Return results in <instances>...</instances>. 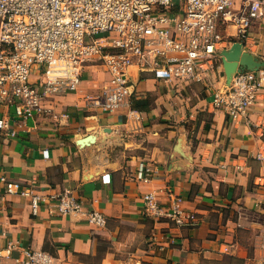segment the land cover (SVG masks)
Wrapping results in <instances>:
<instances>
[{
  "label": "crops",
  "instance_id": "0c3cea01",
  "mask_svg": "<svg viewBox=\"0 0 264 264\" xmlns=\"http://www.w3.org/2000/svg\"><path fill=\"white\" fill-rule=\"evenodd\" d=\"M261 13L242 51L264 62V6ZM235 32L226 27L219 52ZM256 72L259 94L234 119L212 104L227 82L221 64L180 91L150 73L134 76L151 101L134 127L126 105L108 111L88 100L107 78L89 66L76 91L54 97L50 113L24 120L14 136L0 131V175L44 196L70 190L82 202V212L50 214L45 202L32 214L27 196L5 195L0 247L15 248L3 264H19L28 247L49 253L51 264H264V64ZM166 188L196 213V225L143 214L142 194L168 203ZM91 209L104 213V225L88 223Z\"/></svg>",
  "mask_w": 264,
  "mask_h": 264
},
{
  "label": "built area",
  "instance_id": "2783aa9c",
  "mask_svg": "<svg viewBox=\"0 0 264 264\" xmlns=\"http://www.w3.org/2000/svg\"><path fill=\"white\" fill-rule=\"evenodd\" d=\"M264 0H0V131L14 136L28 118L48 114L54 97L76 91L89 66L101 67L107 78L88 100L104 110L127 106V121L142 126L145 112L131 106L143 91L133 77H152L168 90L205 83L221 64L220 43L228 25L246 46L249 30L261 16ZM260 76L254 69L236 70L212 92L214 107L234 119L257 98ZM15 120L10 122V118ZM5 195L27 196L37 214L46 202L50 214L82 212L70 190L38 193L33 183L0 175ZM168 203L155 191L142 194L143 214L165 218L177 226H194L196 213L182 197L166 188ZM88 223L104 225L99 210L84 211ZM15 245L0 247V264ZM19 264H51V255L24 248Z\"/></svg>",
  "mask_w": 264,
  "mask_h": 264
},
{
  "label": "water",
  "instance_id": "95a60500",
  "mask_svg": "<svg viewBox=\"0 0 264 264\" xmlns=\"http://www.w3.org/2000/svg\"><path fill=\"white\" fill-rule=\"evenodd\" d=\"M220 53L221 65L227 82L230 80L232 73L236 70H256L258 66L264 64V62L257 61L251 55L242 51L241 43L238 41L232 42L228 47L222 49ZM91 138V135H87L83 137L82 140L87 141Z\"/></svg>",
  "mask_w": 264,
  "mask_h": 264
},
{
  "label": "trees",
  "instance_id": "16d2710c",
  "mask_svg": "<svg viewBox=\"0 0 264 264\" xmlns=\"http://www.w3.org/2000/svg\"><path fill=\"white\" fill-rule=\"evenodd\" d=\"M131 106L141 111H147L151 106V101L148 97L131 98Z\"/></svg>",
  "mask_w": 264,
  "mask_h": 264
}]
</instances>
